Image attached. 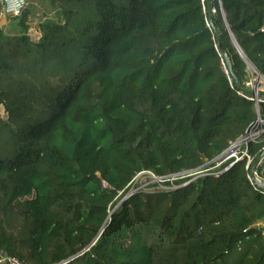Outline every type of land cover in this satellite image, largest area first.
<instances>
[{"label": "trees", "instance_id": "16d2710c", "mask_svg": "<svg viewBox=\"0 0 264 264\" xmlns=\"http://www.w3.org/2000/svg\"><path fill=\"white\" fill-rule=\"evenodd\" d=\"M51 1L63 19L42 21L38 40L27 8L20 35L0 27V247L24 264H264L251 163L217 165L258 107L226 71L207 1ZM211 4L250 89V65L264 76V0ZM143 171L181 177L130 191Z\"/></svg>", "mask_w": 264, "mask_h": 264}, {"label": "rangeland", "instance_id": "374dc122", "mask_svg": "<svg viewBox=\"0 0 264 264\" xmlns=\"http://www.w3.org/2000/svg\"><path fill=\"white\" fill-rule=\"evenodd\" d=\"M28 9L29 15V27L34 29H28L27 33L32 40H34L37 29H39V24L42 21L47 19H53L60 21L63 18L60 15V8L54 4L51 0H28ZM26 9V10H27ZM0 27H3L10 35H20L23 31L22 27L18 25V20L12 16L1 15L0 14ZM37 40V39H35ZM249 78L250 81L248 85L250 89H253L254 86L260 93L264 94V78H261L257 70L250 65L249 69ZM46 113L44 116H47ZM0 117L5 121L8 120V114L4 109V106L0 105ZM218 172V171H216ZM180 174H175L170 176V184H167L163 179L156 177L153 173L149 171H143L139 173L132 185L130 186V191L135 192L137 190H142L145 192H156V191H168L171 188L175 187L176 184L172 182L180 178ZM12 231L16 239L26 236V230L24 229V219L17 213L12 216Z\"/></svg>", "mask_w": 264, "mask_h": 264}, {"label": "built area", "instance_id": "2783aa9c", "mask_svg": "<svg viewBox=\"0 0 264 264\" xmlns=\"http://www.w3.org/2000/svg\"><path fill=\"white\" fill-rule=\"evenodd\" d=\"M27 5H28V0H0V14L4 16L7 15L12 17H19L25 11ZM213 11H215V9H213ZM40 36L41 34H39L37 40L40 38ZM245 96L257 102L255 97H251L246 94ZM263 100L264 97L260 101ZM262 136H264V120H262L261 118L260 119L257 118L255 123L249 129H247V131L243 135L232 141L230 145L221 153V155H219V157L217 158V165L227 163V166L224 167L223 169L224 171L229 169L236 162L244 158H247L248 160L247 166H249V164L254 160V157H252L249 153V146L252 142H258L262 138ZM259 166L262 167V172H264V156L260 160L259 165L257 167ZM220 172H216V174ZM256 174L259 178L264 180V177L258 174L257 169H256ZM249 179L251 181L250 173H249ZM252 185L254 186L255 190H258L259 192L264 194L263 187L255 185L254 183H252ZM257 225L261 228L262 235L264 237V222L258 223ZM0 264H24V263L17 256L9 254L7 251H5V249L0 247Z\"/></svg>", "mask_w": 264, "mask_h": 264}, {"label": "water", "instance_id": "95a60500", "mask_svg": "<svg viewBox=\"0 0 264 264\" xmlns=\"http://www.w3.org/2000/svg\"><path fill=\"white\" fill-rule=\"evenodd\" d=\"M207 1V13H208V21H209V25L210 27L213 29L214 31V34L216 36V39H217V43H216V48L217 50L224 56V59L226 60V71L227 73L229 74L230 78H231V81H233L235 83V85L237 86V88L243 93V94H246V95H249L251 97H255L257 102H256V105L258 107V119L261 118L260 116V112H259V102L263 97L264 95L262 93H260L254 86L253 89H246V88H243L240 84V81L234 71V68H233V65H232V61H231V58H230V55L228 54L227 51H225L222 47H221V40H220V37H219V33L215 27V24L213 22V8H212V4H211V0H206ZM222 12L224 13V10L222 8ZM238 46V45H237ZM238 49H239V52L240 54L244 56L243 54V51L241 50V48L238 46ZM259 76L262 78L264 77L262 74H260L258 72ZM264 156V150L261 154H259L252 162H251V167H250V178H251V181L252 183H254L255 185H258V186H261L264 188V180H262L261 178H259L256 174V169H257V166L259 165V162L260 160L262 159V157ZM209 163L205 164V166H207ZM203 172V170H199L196 172V174H201ZM97 239V238H96ZM95 239V240H96ZM74 257H72L71 259H73ZM71 259L67 260L66 262L62 263V264H65L67 262H69Z\"/></svg>", "mask_w": 264, "mask_h": 264}, {"label": "crops", "instance_id": "0c3cea01", "mask_svg": "<svg viewBox=\"0 0 264 264\" xmlns=\"http://www.w3.org/2000/svg\"><path fill=\"white\" fill-rule=\"evenodd\" d=\"M3 28V27H2ZM30 29H34L32 27H29V30ZM39 34H41V31L39 29H37V32H36V35H35V38L34 39H37V37L39 36Z\"/></svg>", "mask_w": 264, "mask_h": 264}]
</instances>
